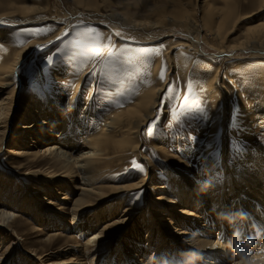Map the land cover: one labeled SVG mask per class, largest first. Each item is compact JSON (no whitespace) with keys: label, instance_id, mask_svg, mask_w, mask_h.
Here are the masks:
<instances>
[{"label":"rangeland","instance_id":"374dc122","mask_svg":"<svg viewBox=\"0 0 264 264\" xmlns=\"http://www.w3.org/2000/svg\"><path fill=\"white\" fill-rule=\"evenodd\" d=\"M86 1L84 0V4ZM105 1L98 0L97 10H94V7L87 8L84 4L76 6L71 0H20L17 2L15 0H0V7L3 6V8H6L5 5L10 6L11 2H16L18 5H31L42 8L39 14L32 13L19 21H14L17 16L0 18V24H2V21L6 23L0 25V32L5 33L8 38L5 42L6 40L0 37V55L11 56L16 51L26 47L30 42L35 43L30 50L28 49L29 51H26L18 66L17 82L19 87L16 98H23V105H17L13 110L12 118L10 117L11 119L6 125L7 135L0 147V198H2L0 204L15 205V208L9 206L8 209H11L24 221L23 225H18L16 229L18 232H16L14 238H8L5 234L0 233V263L4 261L5 264H28L29 262L25 256L30 249H37L39 252H42V250H57L64 248L65 244L68 243L76 244L77 241L84 243L89 238V234L93 233V231H86L87 235H80L69 230L63 231L59 226L42 224L34 218V210L27 209L24 211L22 206L15 200L21 195H33L36 199L45 197L47 199H43L44 208L56 211V208L61 205L71 206L72 200L79 193V190L74 189V184L81 185L82 180L76 179V183L68 181L67 184L65 183V187H61L62 184L51 183L49 185L51 188H48L49 192H45L42 190L37 191L36 184L33 182L35 179H32L31 175H29V178L22 177L25 183H23L24 187L16 182L17 179L10 184L4 178L5 172L8 171L22 176L28 175V172L34 169L40 170L36 174L37 178H41H38L39 181L50 175L47 172L49 169L46 168L49 165V155H45L43 148L54 142H59V138L54 142L49 141L47 143L40 142L38 137L33 138L34 142L31 141L32 138L24 136L19 139V133L23 131L18 129L22 125H27L30 121L22 119L23 116L20 110L23 109L28 99L40 100L44 103V106L47 105L48 101L61 102L64 97L63 99H57V97H60V94L64 91L72 89L79 77L81 79L78 86L79 96L77 95V101L83 102L84 99L89 98L91 102L89 105L90 110L102 115L111 114L115 110L126 109L129 104L136 101V98L144 90L153 91L159 87L160 83H164L157 97V104L152 117L147 119L139 129L138 151L134 152L129 147L130 150L126 153L117 154L118 156L110 158L109 167L104 173V176L117 185L139 183L143 177H146L147 189L141 187L128 191L127 196H122L121 201L124 196L126 199L122 201L123 204L117 209V212L100 223V225H105L107 221L119 219L123 215L124 209H132L128 214L132 216L129 220L132 223L125 226L120 225L122 231L119 236L116 240H109L113 243L110 244V248L104 255L103 264H108L109 260H112L114 248L117 245L116 241L121 236L132 237L129 238L130 242H125L126 253L131 252L133 254L137 252L142 257L143 263L156 258L157 249L161 247L163 229L157 227L150 234L147 229L143 228L150 218L156 219V215H164L165 219L160 220V222H167L166 219L168 221L173 220V226H178L189 232L192 231L190 227L195 228L196 233L194 236L188 237L190 242L193 240L192 238H206V230L209 228L212 233L208 237L224 243L225 230L215 223L216 217L214 214L221 207V201L224 197L225 199L222 202L226 205L220 210V215L223 213V218L226 219L230 211L233 210L234 216L240 206L239 204L232 206L233 202L230 201V197L238 193L237 189L241 187L243 190L248 188L244 182H247L250 173H256L259 179L258 185L260 186L256 188L254 199L244 194L240 204L245 206V204L252 203L261 206V210H263L264 163L262 162L261 152L264 150V126L259 127L256 122L259 113L256 108L261 98L257 91L259 79H255L264 73V66L257 64L254 60L256 58H250L249 53H247L249 51L235 52L236 55L234 56L224 53L216 55L217 50L210 44L213 43L215 46L220 44L214 41V38L206 33V30L200 32L199 36L202 38L204 35L206 43L198 38L202 48L200 47L197 50L199 52H197L192 46H187L184 43H198V41H191L190 33L179 25H172L164 21L165 23L163 22L157 27L147 29L136 27L135 29L131 26H122L119 22L103 15L106 12L109 13L113 7L119 11L128 10L138 22L145 20L153 22L157 20V15L151 10L160 0ZM223 1L191 0V3L197 11L199 22L204 24V20L213 18L211 15H204L203 5L206 4L215 10L216 18H214L218 20V17L221 16L219 9L224 5ZM141 2L142 4H140ZM236 2L238 13L249 14L251 7L247 9L246 6L253 4L255 0H236ZM259 17H264V11ZM35 18L40 20L35 21ZM248 22L249 20L245 19L242 22L233 24L231 19L225 26V30H229L231 33L228 36L223 34L220 40H224L225 44H237L244 38L246 34L245 27ZM115 26L118 28L116 33L114 29L112 30V27ZM189 62L194 65L193 68L187 64ZM245 63L250 67H246ZM65 66L70 67V73L66 72L68 68L64 69ZM241 67L246 68V73L241 70ZM217 70L216 85H220L222 91L221 109L218 116L213 113V107L215 106L210 99V88L208 86L209 73ZM261 86L264 85L261 84ZM59 106L62 112L66 113L62 105L59 104ZM35 117V121L38 120L37 122L41 123L42 118H49V115L42 113V116ZM67 120L69 135L65 141L79 139L84 130H82V127L77 126L78 123L74 122L70 115H67ZM54 128L55 133H57L61 127ZM44 129L49 130L50 128L46 125ZM43 133L46 134L44 131ZM160 146L162 149L159 148ZM25 147L28 148L27 150L38 151L37 156L30 157V159L29 157L21 158L16 155L17 151L25 149ZM70 147V145H65L63 149L69 151ZM236 149H239V151ZM79 150L80 148H75L73 150L74 155H78ZM209 164L213 168L211 174L208 173ZM53 169L56 170L50 168V170ZM185 173L193 179L195 189L204 192L203 196L206 197L201 204L197 202L198 205L190 206L202 218L196 219L197 222L187 226L183 224L185 222L178 213L180 208L184 207L181 200L182 193H176L177 190L179 191L176 181L179 176L186 175ZM230 175L232 176L231 179H229ZM61 177L58 178L61 179ZM221 185L226 187V190H223L215 200L214 193ZM247 191L248 189H246ZM249 192L250 194L253 193V191ZM159 196H164L169 200L166 201L167 204L164 205L166 209L164 210L152 207L154 203H157L156 198ZM109 210L110 207L107 205L103 210L97 212L94 210L87 211L88 217L86 220L92 219L94 214L101 215L103 213L101 216H107ZM242 211H245V209ZM255 212L253 211V213ZM45 213H48L47 210ZM252 216L254 215H249V219L245 217L246 222L251 226L246 225L241 235L242 240L248 237L253 240L254 244H252L249 255L256 251L258 245L264 240V223L261 221L260 216H257V218H252ZM66 219L71 220V216H67ZM162 226L164 230L168 228L170 233L174 231L171 225ZM237 227L236 224L230 227L228 241L232 239L233 232ZM135 229H138L137 232L140 235L136 236ZM56 231H63L67 236L74 233L77 238L53 236L52 234ZM167 234L170 236L169 233ZM256 234H258L257 238H255ZM49 235H52L53 249H49L51 246L47 241ZM2 238H4L5 243H1ZM106 242L108 241H104L102 244L106 245ZM167 242V246L162 247L160 250L161 260L158 262L161 264H185L189 253L194 251V248L189 247L182 249L186 251L184 253L173 242L170 244V239ZM176 244L181 245L177 242ZM193 246L196 247L197 245L193 244ZM93 256L91 255L89 259ZM241 256H235V259L231 257L223 264L238 262L237 259ZM201 257V259H197V263L207 264L203 261V255ZM244 257L245 254L242 258ZM207 260H210V258L207 257Z\"/></svg>","mask_w":264,"mask_h":264},{"label":"bare ground","instance_id":"6f19581e","mask_svg":"<svg viewBox=\"0 0 264 264\" xmlns=\"http://www.w3.org/2000/svg\"><path fill=\"white\" fill-rule=\"evenodd\" d=\"M15 1L17 2L20 0H15ZM71 1L76 6H81L84 4V0H71ZM16 2H11L10 6L8 7L5 5L6 8H3V6L0 7V18L1 17L4 18V16H17L16 20L14 19L12 20L19 21L22 20L25 16L30 15L32 13L39 14L42 10V8L38 6L35 7L31 5H18L16 4ZM223 2L224 5L221 6V8L219 9L221 16L220 17L217 16L219 18L218 20L215 19L216 18L214 12L215 10H213L210 6L206 4L203 5L204 7L202 9L204 10V15H211L213 18V19L209 18L207 20H204L203 21L204 24L202 22H201L202 24L199 22L197 11L194 9L191 0H160L154 5L153 9L151 10L154 14L157 15L156 18L157 20L153 22H149L147 20L138 22L137 20L134 19L135 17L133 18V16L130 14L128 10L119 11L113 7L110 9L109 13L106 12V14L103 15L109 19L119 22L120 25L122 26H126V27L131 26V27H135V29L136 27L140 29H147L155 26L157 27L161 25L164 21L172 25L173 24L179 25L186 32L190 33L191 41L192 40L198 41V43L196 42H191L188 44L184 43L187 46H192V48L196 49V51L199 50L200 47L202 48L200 44V39H202L206 43V39L204 38L205 37L204 35L202 36V38L199 37L200 32L206 30V33L211 35L212 38H214V41L220 44L217 46H215V44L213 43L210 44V46L214 47L217 50L216 55L220 53H224L227 55L230 54L231 56H234L236 55L235 52L249 51L247 52L249 53L248 56L250 58H256L254 59L256 63L260 64V66H264V17H259V15H261V13L264 11V0H255L253 4L250 5L248 4V6H246L247 9L251 7L249 14H241L237 12L236 0H224ZM140 4H142V2ZM97 5H98V0H87L86 3L84 4V6H86L87 8L94 7L93 8L94 10H97ZM235 13L236 15L233 18V15ZM231 19L233 21V24L242 22L245 19L249 20V22L246 24L245 27L246 34L244 38L241 41H239L237 44H233V45L225 44L224 40L222 41L220 40V37L223 34H225V36H228L231 33V31L225 30L226 24ZM34 20L39 21L40 19L35 18ZM1 23L2 24L0 25L6 24L4 21H2ZM113 29L115 30L114 31L115 33L118 32V28L116 26L112 27V30ZM0 37L3 40H6L5 42H7L8 38L5 35V33L0 32ZM34 44H35L34 42H30L26 47H23V49L21 48L11 56L10 55L4 56V54L0 55V147L2 145V142L5 140V136L7 135L8 129L6 125L7 123H9L10 119L12 118L11 114L13 110L17 105H23L22 102L23 98L21 99L16 98L18 95V87H19V84L17 82L18 66L20 65L21 60L24 58L26 51L28 49L30 50V48H32ZM180 58L182 59L183 57ZM187 64L191 66V68L194 67V65L191 64L190 62ZM245 66L248 68L250 67L246 63ZM66 68H68L66 72L70 73L71 72L70 67L65 66L64 69ZM241 70H244V72L246 73L245 67L244 68L241 67ZM217 74H218V70L209 73V79H208V86L210 88V99L215 106L213 107V113L216 116H218L219 110L221 109L220 98L222 97L221 96L222 91L220 90V85L218 84L216 85ZM80 79L81 77L77 79L76 84L74 85V87H72V89L68 91H64L63 93L60 94V97H57V99L60 98L63 99L64 97V100H61V102L48 101L47 105L44 106V103L40 100L28 99L23 109L20 110V112H22L21 115L23 116L22 119L24 118L23 119L24 121L26 120L27 121L30 120V121L28 122L27 125H22L18 129L23 131L22 133L21 132L19 133L20 134L19 139L23 138L24 136L26 138H32L31 141L34 142L33 138L38 137L40 139V142L42 141V143H47L49 141L54 142L57 138H59V142H54L51 145L49 144L43 148L45 155L46 154L49 155L48 158L49 165L46 168L49 169L47 170V172L50 175L45 179L42 178V181H39L38 178L40 177L37 178L36 174L37 172H40V170L34 169L33 171H29L28 175H22V176L19 175L18 173L16 174L8 171L5 172L6 175L4 176V178L10 184H12L17 179L16 182H19V184H22L23 185L22 187H24L25 183L23 182L22 177L29 178L30 177L29 175H31L32 179L33 178L35 179L33 180V182L34 184H36L37 191L42 190L45 192H49L48 188L49 187L51 188V186H49L51 183L62 184L61 187H65V183L67 184L68 181L72 183L75 182L76 179L82 180V183L80 182L81 185L74 184V189L79 190V193L77 197L74 200H72L71 206L68 207L65 205H61L59 208H56V211H52V210H48L47 208L46 209L44 208L45 205H43V199H47L45 197H40L42 199H36L35 196L33 195L32 196L21 195L15 200L22 206V209L24 211L27 209L28 210L30 209L31 211L34 210L33 213L34 218L42 224H47V225L52 224L53 226H59L63 229V231L69 230L70 232L79 233L80 235L82 234L85 235L86 231H93V233L89 234L90 235L89 238L84 243H80L79 241H77L76 244L68 243L65 244L64 248L62 247L57 250H42V252H39L37 249H30V251L28 250L26 252V256H25L27 261L29 262L28 264H103L105 260L104 255H106L108 248H110V244L113 243V242H109V240L111 239L116 240V238L119 236V233L122 231V227H119L120 225L125 226L127 224L132 223L129 222L132 216L128 215L132 209L130 208L124 209V213L119 219L107 221L105 225H100V223L105 218L113 216L117 212V209L121 207V205L123 204L122 201L126 199L125 196H127L128 191L141 187L147 189L146 186L147 184L145 181L146 177H143L139 183L137 182L132 184L117 185L115 184L114 181H111L109 178L104 176V173L108 169L107 167H109L110 158L116 156L117 154L126 153L128 150H130L129 147L134 152L138 151V144L140 142L139 129L141 125L145 123V121H147V119L152 117L154 113V109L157 104V97L159 95L160 90L163 88L164 83H160L159 87H157L153 91L147 89L144 90V92L140 94L139 97L136 98V101L132 104H129L126 107V109L115 110L111 114L102 115V114H97V112L90 110L89 105L91 102L89 98L84 99L83 102L77 101L78 86ZM257 79H259L258 82L259 88L257 89V91L261 99L256 108L257 111L259 112L258 117L256 118V122L259 125V127H263L264 126V117H263L264 116V109H263L264 86L262 87L261 84L264 85V73L260 75V77L257 76L255 80ZM15 83L17 84L15 85ZM58 103L62 105V107L64 108L63 110H65L66 113L62 112V109ZM43 108H47V109L44 110ZM42 113L48 114L49 118L48 117L42 118L41 123L37 122L38 120L35 121L36 118L35 116L38 115L42 116ZM66 114L70 115V117L73 118L74 122L78 123L77 126L82 127V130H84L82 132L83 135H80L79 139L76 140L70 139V141H65L66 137L69 135L68 134L69 123ZM46 125L49 126L50 128L49 130L44 129ZM59 126L61 127L60 131H57V133H55L54 127H59ZM43 131L46 132L45 135ZM7 141L9 142L8 139ZM65 145L71 146L69 151L63 149ZM75 148L76 149L80 148L79 150L80 152L78 155H74L73 153V150ZM159 148L162 149L161 146ZM27 149L28 148L25 147V149H21L17 151L16 155H18L21 158L22 157L30 158L37 156L38 151L31 149L27 150ZM261 154H262L261 156L263 157L262 162L264 163V150L261 152ZM211 164H209V171H208L209 174H211V171L213 170V168H211L212 167ZM51 167L55 168L56 170L54 169L50 170ZM60 176H62L61 179L58 178ZM231 178L232 176L230 175L229 179ZM247 178H248L247 182L244 183L245 186L248 188H245L243 190L241 187L240 189L236 190L238 191L237 194H233L234 196L230 197V201L233 202L232 206H234L235 204H239L240 206L239 210L236 213H234V216L237 217L235 224L238 225L237 228L241 230V235L243 233V230L245 229V226L250 224L246 222L245 218L240 219L237 216V214L243 213L244 217H246L247 219L250 218L249 215H254L252 216V218L253 217L257 218V216L258 217L260 216L261 221L264 223V207L263 210H261V206L259 205H254L251 203L249 205L245 204V206H243L240 204L241 198L243 199L244 194L254 199L253 196L256 191V188L260 186L258 185L259 179L256 173H250V176ZM176 182L178 183L177 187L179 189V191L177 190L176 193L179 194L182 193L181 200L182 203L184 204V207L180 208V211L178 213L182 216V219L185 222L183 224L187 226L190 225L191 223L197 222L195 221L196 219L202 218L201 215L195 212L194 208H191L190 206L198 205L196 204L197 202H200L201 204L206 199V197L203 196L205 194L204 192H200L195 189V186H193V179H191L187 174L181 177L179 176ZM246 189H248L247 192ZM34 190L36 191V189ZM223 190H226V187H223L221 185V187H218V189H216L215 193L213 192L216 196L215 200H217L219 194L223 192ZM249 191H253V193L250 194ZM16 192L18 193V191ZM123 195L125 196L124 199H122L121 201ZM156 199L158 201L157 203H154L152 207H154L155 209H159V208L163 210L166 209L164 205L167 204L166 201H169L168 198L164 196H159ZM222 199L224 200L225 198L223 197ZM222 201H221L222 203L221 207H219V210L217 211L216 214H214V216L216 217L215 223L219 227H222L223 230H225L224 243H220L208 237L209 234L212 233V231L208 227H207L208 229L206 230V236H207L206 238H192L193 240L190 242L188 237L194 236V234L196 233L195 228L190 227L192 231L189 232L178 226H173L174 224L173 220L168 221L166 219L167 222H160V220L165 219L164 215H159V216L156 215V219H153V217L150 218V220L146 222V224L143 227L145 230L147 229V231H149L150 234L153 233L157 227H161L163 229V233L161 234L162 235L161 238L162 242L160 244L161 247L157 249L156 258L149 259L148 261H145L143 263L142 257L139 256L137 252L132 251L134 252L133 254H131V252L126 253L125 242H128L132 237H129L130 238L129 239L125 236L123 237L121 236L120 239L116 241L117 245L114 248V254L112 256V260H109L108 264H141V263L158 264L159 263L158 261L161 260L160 250L162 249V247L167 246L168 239H170L169 243L171 244V242H173L176 247L180 248L181 252L185 253L186 251L182 250L185 248H189V247L194 248V251L195 252L197 251L199 253L198 259H201L202 258L201 256L203 255L204 257L203 261L207 262V264H223L226 260H228L231 257L235 259L236 258L235 255L228 247V242H229L228 235L231 230L230 227L234 226L235 224H230L227 217L226 219H224L223 213H221L222 215H220V210H222L223 209L222 207H225L226 205ZM234 201H236V203H234ZM107 205H109L110 207L109 215L103 217L101 216L103 213H101V215L94 214V217L92 219L86 220V218L88 217L87 211L89 212L94 210L97 212L103 210ZM9 206L15 208V205H9L7 203H3V205L0 204V233L5 234V236L8 238H14L15 235L17 234L16 232H18L16 231L18 225H23L24 221L20 219L18 215H16L11 209H8ZM244 209L245 211H242ZM46 210L48 212L47 214L45 213ZM253 211L256 212L253 213ZM233 212H234L233 210L230 211L228 217L233 216ZM69 215L71 216V220L66 219V217ZM175 221L177 222V220ZM199 223L201 226H203L201 222ZM161 224L166 226L171 225L174 231L170 233V231L166 227H165L166 230H164V227ZM135 230H136L135 231L136 236L140 235V233L137 232L138 229ZM63 231H56L55 233L52 232L53 234L52 233L51 234L53 236H61V237L75 238V239L77 238V236L74 233L67 236L64 234ZM167 233H169L170 236ZM52 235H49V238L47 239L48 243L51 245L49 249H53V245H54ZM257 235L258 234L255 235L256 236L255 238H257ZM104 241H108L106 242V245L102 244ZM176 242L180 243L181 245L180 246L177 245ZM1 243H5L4 238H2ZM193 244H196L197 246L194 247ZM258 246L259 247L256 249V251H254L250 255L248 254L249 255L248 258H246L247 256H245L243 259L250 261L251 264H264V251H262V249H264V240ZM145 253L146 252L144 251V254ZM147 254L149 256L148 252ZM91 255L94 256L93 258L89 259ZM242 256L237 259L238 262H233V264H240V260ZM207 257H209L210 260H207ZM0 264H5V262L3 261V263ZM196 264H203V263L201 262L197 263L196 261Z\"/></svg>","mask_w":264,"mask_h":264},{"label":"clouds","instance_id":"9594fccd","mask_svg":"<svg viewBox=\"0 0 264 264\" xmlns=\"http://www.w3.org/2000/svg\"><path fill=\"white\" fill-rule=\"evenodd\" d=\"M237 216L240 219L245 218L243 213H239V214H237ZM227 219L229 220L230 224H235L237 217L229 216V217H227ZM240 241H241V230L239 228H236L235 231L233 232L232 239L228 242V247L231 249L232 253L235 256H241L242 248L250 247L253 244V240L251 237L244 239L243 244H241ZM262 251H264V249H262ZM198 258H199V253L193 251L187 256V258L185 260V264H196V261ZM240 264H251V262L241 258Z\"/></svg>","mask_w":264,"mask_h":264},{"label":"snow or ice","instance_id":"6c2138e0","mask_svg":"<svg viewBox=\"0 0 264 264\" xmlns=\"http://www.w3.org/2000/svg\"><path fill=\"white\" fill-rule=\"evenodd\" d=\"M237 151H239V149H236ZM135 164V161L133 162ZM137 195H139V193H137Z\"/></svg>","mask_w":264,"mask_h":264}]
</instances>
